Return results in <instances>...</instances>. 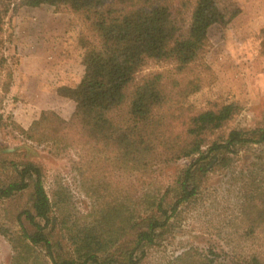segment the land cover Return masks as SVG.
Returning a JSON list of instances; mask_svg holds the SVG:
<instances>
[{"label": "trees", "instance_id": "1", "mask_svg": "<svg viewBox=\"0 0 264 264\" xmlns=\"http://www.w3.org/2000/svg\"><path fill=\"white\" fill-rule=\"evenodd\" d=\"M43 5L66 10L84 27L78 38L83 74L75 86L56 90L73 101L75 109L67 119L41 110L26 128L15 121L5 124L21 143L67 160L88 206L81 213L73 210L70 192L58 181L49 198L41 164L18 146H0V176H5L0 178V199L30 192V207L16 216L20 232L18 243L12 240V264H38V246L44 249V264H144L148 251L174 226L182 205L195 198L212 175L233 173L239 166L236 180L243 200L231 227L237 233L241 229L240 241L249 240L264 225V148H253L264 144V125L223 132L241 109L227 103L191 115L173 134L179 115L169 109L177 101L176 108L183 111L185 97L202 89L201 79L184 72L203 54L209 28L227 26L239 7L226 0H195L185 28L180 7L168 0H0V124L13 84L5 55L11 39L6 28L20 7ZM149 60L174 65L170 74L183 77V102L173 99L179 82L171 80L168 88L165 81L170 79L162 72L142 79L128 93ZM182 158L191 161L172 183L152 181L155 168ZM167 264L264 260L245 249L228 252L210 245L204 251L188 248Z\"/></svg>", "mask_w": 264, "mask_h": 264}, {"label": "rangeland", "instance_id": "2", "mask_svg": "<svg viewBox=\"0 0 264 264\" xmlns=\"http://www.w3.org/2000/svg\"><path fill=\"white\" fill-rule=\"evenodd\" d=\"M240 12L227 26L213 25L208 30V43L203 54L188 65L184 76L202 80V89L196 90L182 101L180 91L182 76L175 73L169 62L149 60L135 75L128 93L147 76L162 72L164 77L177 80L174 98L183 102L184 110L176 108L172 101L170 110L178 113V121L173 123L174 133H179L182 121L191 115L209 108H217L227 103L240 106V112L226 125L223 132L232 128H255L264 125V0H226ZM182 11V22L186 28L195 0H168ZM182 3V5H179ZM81 20L64 9L49 6L36 8L20 7L6 28L11 39L5 46L8 65L13 70V84L5 100L2 112L5 120L0 124V146L20 147L29 158L44 169L43 184L52 198L56 181L67 187L71 194L72 208L78 212L87 209L88 199L82 195L68 169V161L47 153L42 147L32 143H21L18 134L6 126L15 121L24 128L35 119L41 110H53L67 119L75 109V103L57 94L59 87L75 86L82 74V49L78 38L83 31ZM4 35V36H5ZM171 88L170 84H167ZM176 113V114H177ZM259 152L264 148L253 146ZM249 154L254 150L248 149ZM244 152L239 153L243 157ZM189 158L168 163L155 168L152 181L159 185L173 182L177 172L186 167ZM240 166L230 171L216 173L205 182L198 195L183 204L176 216L174 226L162 236L160 243L150 249L144 264H167L180 252L194 248L204 251L210 245L230 252L245 249L258 253L264 260V225L258 228L247 241H240L241 229L231 227L238 216L241 199L238 191ZM237 173V174H236ZM2 176V177H1ZM0 178H5L1 175ZM169 202V197L167 198ZM29 189L16 193L9 199H0V264H12L14 244L18 243L20 225L17 214L30 207ZM24 221V218L22 217ZM28 225L27 222H24ZM13 240V242H12ZM44 264V249L35 247ZM31 261V260H30Z\"/></svg>", "mask_w": 264, "mask_h": 264}]
</instances>
